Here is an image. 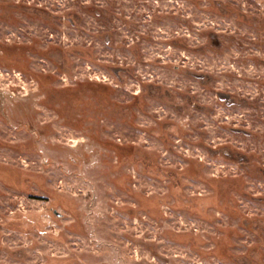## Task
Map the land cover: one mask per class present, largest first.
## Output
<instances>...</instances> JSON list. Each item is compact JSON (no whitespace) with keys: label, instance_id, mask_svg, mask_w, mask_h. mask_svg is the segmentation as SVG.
I'll return each instance as SVG.
<instances>
[{"label":"rangeland","instance_id":"rangeland-1","mask_svg":"<svg viewBox=\"0 0 264 264\" xmlns=\"http://www.w3.org/2000/svg\"><path fill=\"white\" fill-rule=\"evenodd\" d=\"M0 264H264V0H0Z\"/></svg>","mask_w":264,"mask_h":264}]
</instances>
